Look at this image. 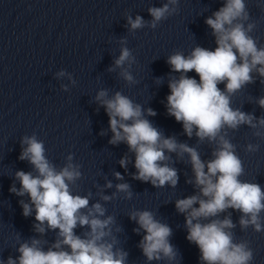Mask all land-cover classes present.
Wrapping results in <instances>:
<instances>
[{
  "label": "clouds",
  "instance_id": "1",
  "mask_svg": "<svg viewBox=\"0 0 264 264\" xmlns=\"http://www.w3.org/2000/svg\"><path fill=\"white\" fill-rule=\"evenodd\" d=\"M178 2L168 0L162 7H150L148 12L153 18L150 26L155 28L161 20L167 19L176 11L169 6L178 5ZM249 19L245 0H224L223 5L204 21L212 29L215 49L196 46L187 56L176 51L167 59L171 72L180 74L169 80L167 112L182 124L189 138L195 131L199 141L207 139L217 144L211 160H202L196 148L178 143L175 137H165L145 118L142 106L121 92L108 98L107 90L102 89L96 96L109 118L112 132L109 143H126L129 151L134 153V179L150 182L158 188L166 184L174 188L179 177L177 170L165 163L170 159L166 152L176 153L179 157L188 155L199 195L178 199L175 207L185 214L186 239L198 247L204 264H251L253 261V250L248 242H234L230 230L235 225L230 215L222 220L217 218L228 209L241 213L239 224L242 229L252 226L256 232L264 231L260 215L264 212V189L258 183L240 179L244 175L243 162L236 154V146L226 138V129L238 130L241 125L264 128V117L258 118L232 107V97L255 82L253 73L264 83V46H258L257 40L250 35L256 25L254 22L245 25ZM127 21L132 31L145 26L139 15L135 19L128 16ZM126 62L130 66L135 58L130 49L122 47L114 64L122 68ZM191 71H195L199 80L187 75ZM121 76L129 84L136 82L126 69ZM220 84L224 85L223 89ZM257 104L264 108V96ZM146 112L148 116L156 115L151 108ZM253 135L264 134L256 131ZM21 144L27 146L22 148L19 159L27 160L36 174L16 171L15 179L20 182V187L13 185L9 191L29 197V203H20L25 217L35 212L36 232L56 231L58 239L47 251L35 238L31 243H21L17 248L20 255L10 256L7 261L0 260V264H126L128 254L114 250V242L105 239L111 234L109 226L114 222L113 217L101 219L106 209L100 203L89 208L88 196L73 194L70 190V184L82 175L81 166L71 163L72 155L67 158L69 163L57 171L45 156L43 142L35 135L24 137ZM258 149L259 145L248 144L245 151L251 153ZM128 162L127 157L122 158L121 167L126 168ZM114 175L118 180L123 179L119 172ZM106 187H112L111 182ZM116 189L125 193L126 199H131L129 184H117ZM102 199L108 201L112 197L103 196ZM130 218L139 225L135 231L142 229L145 232L139 246L148 261L175 260L177 253L169 241L172 229L167 224L157 220L149 210L134 211ZM77 226L87 227L89 231L83 236L77 235Z\"/></svg>",
  "mask_w": 264,
  "mask_h": 264
},
{
  "label": "water",
  "instance_id": "2",
  "mask_svg": "<svg viewBox=\"0 0 264 264\" xmlns=\"http://www.w3.org/2000/svg\"><path fill=\"white\" fill-rule=\"evenodd\" d=\"M85 0H0V110Z\"/></svg>",
  "mask_w": 264,
  "mask_h": 264
}]
</instances>
